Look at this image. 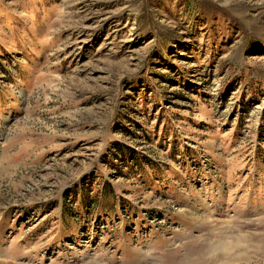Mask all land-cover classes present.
Instances as JSON below:
<instances>
[{
	"label": "rangeland",
	"instance_id": "rangeland-1",
	"mask_svg": "<svg viewBox=\"0 0 264 264\" xmlns=\"http://www.w3.org/2000/svg\"><path fill=\"white\" fill-rule=\"evenodd\" d=\"M0 264H264V0H0Z\"/></svg>",
	"mask_w": 264,
	"mask_h": 264
},
{
	"label": "trees",
	"instance_id": "trees-1",
	"mask_svg": "<svg viewBox=\"0 0 264 264\" xmlns=\"http://www.w3.org/2000/svg\"><path fill=\"white\" fill-rule=\"evenodd\" d=\"M119 146H120V145H119V144H117V145H115V148H119ZM113 155L115 156V155H117V153H114ZM131 159H133V160H134V158H131Z\"/></svg>",
	"mask_w": 264,
	"mask_h": 264
}]
</instances>
